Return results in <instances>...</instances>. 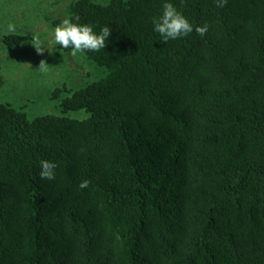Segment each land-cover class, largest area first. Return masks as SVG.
I'll use <instances>...</instances> for the list:
<instances>
[{"label":"trees","instance_id":"1","mask_svg":"<svg viewBox=\"0 0 264 264\" xmlns=\"http://www.w3.org/2000/svg\"><path fill=\"white\" fill-rule=\"evenodd\" d=\"M69 3L110 27L83 53L104 73L56 87L52 114L0 100V264H264V0ZM164 3L190 34L154 30Z\"/></svg>","mask_w":264,"mask_h":264},{"label":"rangeland","instance_id":"2","mask_svg":"<svg viewBox=\"0 0 264 264\" xmlns=\"http://www.w3.org/2000/svg\"><path fill=\"white\" fill-rule=\"evenodd\" d=\"M69 1L0 0V100L22 109L29 118L56 111L58 105L51 100L56 87H73L75 82L82 81L83 75H93L95 70L99 75L104 73L85 54L72 56L71 52L56 48L54 28L59 25L57 21L61 24L68 17ZM94 1L106 4L109 0ZM9 23L16 30L6 34ZM13 35L27 39L17 46L6 45L4 39ZM34 36L45 47L43 55H38L31 44ZM42 59L49 65L46 73L38 69Z\"/></svg>","mask_w":264,"mask_h":264},{"label":"clouds","instance_id":"3","mask_svg":"<svg viewBox=\"0 0 264 264\" xmlns=\"http://www.w3.org/2000/svg\"><path fill=\"white\" fill-rule=\"evenodd\" d=\"M227 4V0H216L215 6L217 8H223ZM106 7L107 5H101ZM80 17L76 16L75 20L79 21ZM154 30L158 32L165 40H175L177 38L187 36L193 31L192 24L177 10L172 3H164L162 14L158 19H154ZM209 29L208 24L203 26H197L195 31L198 35L204 36ZM16 28L13 23H9L7 26L6 34L15 32ZM110 27H103L99 34L94 33L93 27L87 24L73 23L71 19H64L59 25L54 28V43L59 45L63 49L71 48V55L76 56L77 53L86 52H99L104 49L107 43V38L110 36ZM36 53L43 55L45 47L43 46L40 38L34 36L31 42ZM49 65L45 60H40L38 69L41 72L46 73ZM56 164L44 160L41 162V171L39 173L41 179L53 180L55 179ZM89 186V181L83 180L79 184L80 189H85Z\"/></svg>","mask_w":264,"mask_h":264}]
</instances>
